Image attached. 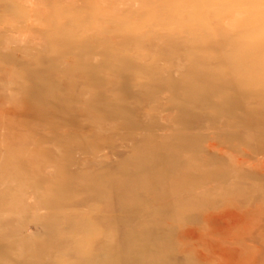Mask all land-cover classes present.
<instances>
[{"label": "rangeland", "instance_id": "374dc122", "mask_svg": "<svg viewBox=\"0 0 264 264\" xmlns=\"http://www.w3.org/2000/svg\"><path fill=\"white\" fill-rule=\"evenodd\" d=\"M243 1L0 0V264H264Z\"/></svg>", "mask_w": 264, "mask_h": 264}, {"label": "bare ground", "instance_id": "6f19581e", "mask_svg": "<svg viewBox=\"0 0 264 264\" xmlns=\"http://www.w3.org/2000/svg\"><path fill=\"white\" fill-rule=\"evenodd\" d=\"M185 2V1H184ZM246 2H247V0H245V1H243L242 3H241V5L242 6H244L245 4H246ZM172 4V3H171ZM170 7V6H169ZM172 7V6H171ZM198 8V5H196L195 6V9L196 10H198L197 9ZM200 16V15H199ZM197 28H200V25H199V23H198V26H197ZM204 28H207V26H206V24H204V26L202 27V31H203V29ZM196 33V36L193 38L195 41H199L202 37L203 38H205L206 36H202V35H200V34H197V32H195ZM202 33V32H201ZM203 33H204V31H203ZM212 33V32H211ZM204 34H206L207 35V33H204ZM161 38V37H160ZM213 41V40H212ZM213 45H214V43H208V47H206V49L207 50H211L212 48H213ZM204 57L205 58H207L208 56H206V55H204ZM196 74H200L202 71H198V70H196V71H194ZM209 85L211 86V87H214V92H216V91H218L219 89H218V87H217V85H212L211 83H209ZM208 87V88H211V87ZM204 89H207V87L206 88H204Z\"/></svg>", "mask_w": 264, "mask_h": 264}]
</instances>
